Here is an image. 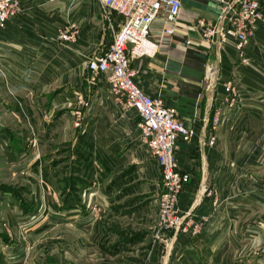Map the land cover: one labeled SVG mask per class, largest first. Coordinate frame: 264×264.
I'll return each instance as SVG.
<instances>
[{"label": "crops", "instance_id": "1", "mask_svg": "<svg viewBox=\"0 0 264 264\" xmlns=\"http://www.w3.org/2000/svg\"><path fill=\"white\" fill-rule=\"evenodd\" d=\"M180 1L175 34L166 51L151 59L132 60L130 64L137 70L136 82L140 88L147 94L161 97L167 106L174 107L178 117L195 131L192 142L179 141L175 148L178 167L190 176L177 207L182 212L190 208V213L181 216L183 226L191 222L202 225L197 233L191 230L183 234L170 231L169 242L165 244H172L174 257L167 260L165 256L168 253L162 255L157 241H152L151 228V238L146 248L141 250V264H221L219 255L226 252L228 246L239 255L238 259L232 256L229 264H244L254 254L260 256L257 264H264V24H256L242 51H238L232 41L222 47L216 43L209 45L201 40L191 24L197 19L213 24L224 23L220 17V0ZM257 1L264 5V0ZM20 6V14L0 27V84L7 91H1L0 105H49L44 109L54 120L44 131L47 133L44 137L50 141L58 138L56 128L59 120L55 119L71 105H77L78 99L82 102L89 98L93 107L95 103L104 108L114 107L112 117L117 128L107 124L105 131L101 132L99 125L102 122H99L98 115L102 110L98 108L92 126L82 127L79 135L68 141L80 144L79 163L85 168L83 172L91 167L90 174H96L97 167L101 171L100 179L107 175L111 179L126 163L127 173L116 180H134L136 185L129 183L127 186L136 195L139 194L134 192L139 189L138 181L152 180L156 182L157 192L161 185L160 171L156 169L155 160L147 156L144 146L136 142L138 118L132 113L119 112L104 79L93 78L86 69V61L90 57L106 52L113 33L123 22L122 17L112 13L108 19L105 18L99 0H20ZM69 24L77 25L78 39L71 45H61L56 35ZM228 82L238 94V106L226 116L223 108L228 96ZM97 98L100 99L96 101ZM217 109L222 111L228 129H216V143L208 146L204 143L213 135L212 114ZM248 117L263 123L259 133L251 135L252 130L246 126ZM0 131L8 137V141H4L12 152L20 158L26 156L23 148L25 135L21 139L9 135L3 128ZM31 156L35 158L33 161L28 159L32 161L29 162L31 169L42 180L45 159L40 154L37 158ZM136 163H142L141 177ZM103 181V188L95 192L107 205L114 207L112 201L116 198L117 183ZM48 188L53 189L51 184ZM205 190H212L215 196L205 195ZM55 195L54 190L50 199ZM48 198L44 192L41 199ZM67 198L60 199V203L67 200L64 210H73L75 199ZM18 202L21 211L26 213L31 204L25 200ZM156 203V199L152 205L149 202V208L152 210ZM77 220L84 226L92 222V216ZM148 232L147 229L146 237ZM81 234L84 239L86 232ZM241 235L248 238L238 247L236 243ZM138 237L130 243H137L142 236ZM0 239L4 244L8 243L6 237ZM80 244L76 241L75 248L70 249L73 255L92 253L94 247H81ZM121 247L117 246L112 252ZM57 253L54 249L51 254Z\"/></svg>", "mask_w": 264, "mask_h": 264}, {"label": "rangeland", "instance_id": "2", "mask_svg": "<svg viewBox=\"0 0 264 264\" xmlns=\"http://www.w3.org/2000/svg\"><path fill=\"white\" fill-rule=\"evenodd\" d=\"M220 4L221 8L225 7L223 0H220ZM18 5L21 7L20 0H18ZM260 6L264 7L263 4H260ZM233 7L238 8V4L235 3ZM19 14L16 13L13 18ZM225 23H227L226 19H224ZM5 90L6 88L0 84V94H2L1 91L6 93L7 91ZM86 99L82 100L81 105H71L68 109H65L66 112L63 115L55 119L59 120V123L57 125L58 128H56L58 138L56 137L54 141L44 137L47 134L44 131L53 122L52 119L54 120L53 117H48V111L44 109L45 106L48 107L49 105H44V107L42 105H0V129L3 128L9 135L21 137V139L25 135L23 137L25 139L23 148L26 151V156L22 155L21 158L17 153L12 152L9 144L7 145L4 141V139L8 141V137L4 136L0 131V238L2 236L6 237L8 242L4 244L0 239V264H141L143 259L141 250L143 247L146 248L147 241L151 238V228L153 230L152 241H157L163 253L162 255H165V252L168 253V256H165L166 260L170 256L174 257L171 252L173 250L172 244L168 246V243L165 244V242L170 239L168 236L170 231L171 233L175 231L181 234L184 233L182 231L184 226L181 222V216H184L185 213H190V208L186 212L180 210L177 212L176 217L180 221L177 227L159 229L157 225L159 201L169 191L165 186L157 160L150 153L146 151L147 156L155 160L156 169L160 171L161 185L157 191L158 193L154 186L156 182L152 180L143 179L138 181L137 187L139 189L134 191L139 193L137 195L132 193L130 186H127L129 183L133 186L135 184L134 180H126V182L122 179L116 180L117 177H122L127 173L126 163H123L118 169L120 173L112 175L111 179H108L110 178L108 175L100 179L101 171L97 167L95 168L96 174H90L91 167L85 173L83 172L85 168L79 163L81 161L80 149L78 148L80 144L79 142L73 144L68 141L79 135L78 132L82 127L90 128L92 126L95 112L98 108L102 110L101 116L98 115L99 122H102L99 125L101 132L105 131L104 127L107 124L117 128L112 117L115 110L114 107L110 109L108 107L104 108L103 105H96V103L95 107H93L90 105L91 100L89 98ZM99 99L97 98L96 101ZM237 106L224 105L225 115L229 116L228 113H231ZM103 110H107L109 113H105ZM218 110L221 111L217 109L212 114L211 133L213 132V135L211 134L212 136L210 135L211 137L209 136L204 143L208 146L211 145V138H215V131L228 129L224 124L225 120L214 126L213 118ZM176 117L184 123L177 113ZM248 118L246 126L250 131L252 130L251 135L259 133L263 128V123H258L257 118ZM119 131H123V129H119ZM114 132L116 135H120L118 131ZM63 135L65 140H63ZM136 142L142 145L139 134ZM22 153L23 150L20 154ZM31 154L36 158L39 154L40 156L43 155L45 159L43 162L44 174L42 175V180L31 169L30 163L35 159L31 158ZM9 155H11V158ZM28 159L32 161L30 162ZM141 165L142 163H136L140 177L143 173ZM176 171L180 176H189L188 173L178 167L177 161ZM103 179L105 183L107 181H110L108 183H111V181L117 183L116 192L118 193L115 192L116 198L112 201L114 202V207L110 206V204L107 205L96 193L103 188ZM82 181L83 184L80 185ZM48 184H51L53 189H49ZM148 184H151V186ZM183 187L177 195V201ZM54 190L56 195L50 199V193L54 195ZM44 192L49 198L43 201L41 198ZM204 193L205 195L212 194L215 196L212 190H205ZM67 197L75 199L76 207L73 210H64L63 206L67 205ZM64 198H67V200L60 203V199ZM154 199H156L157 203L156 206H152L154 208L151 210L149 202L152 205ZM18 200H25L31 204L26 213L19 208ZM89 215L92 216V222L84 226L78 222L77 219ZM149 215H153L156 218L154 222V217L149 218ZM91 223H93L92 227ZM201 225L198 228L199 230H194L193 228L189 230L192 233H197L200 231ZM147 229L149 232L146 237ZM81 232H86V240L82 238ZM138 236L142 237L137 239V243H130L136 240L135 238ZM245 236H240L238 243H236L238 247L247 242L244 239L248 237ZM76 241L81 243V247H94L92 253L88 255L87 253L80 254L79 256L73 255L70 249L72 247L75 248ZM132 244H135L136 248L132 247ZM117 246L122 247L118 251L112 252ZM227 248L226 252L219 255L218 261L221 264L225 263L224 261L229 264L233 257L236 259L239 257L236 253L234 254V249L231 246ZM54 249H57V254H51ZM108 250H111L112 253H109ZM259 257V255L254 254L244 264H257V258Z\"/></svg>", "mask_w": 264, "mask_h": 264}, {"label": "built area", "instance_id": "3", "mask_svg": "<svg viewBox=\"0 0 264 264\" xmlns=\"http://www.w3.org/2000/svg\"><path fill=\"white\" fill-rule=\"evenodd\" d=\"M56 1V0H50ZM105 18L116 13L123 19L113 33L112 42L105 53L92 56L86 61V69L95 77H102L114 104L121 113L135 115V129L140 141L151 156L157 160L168 194L159 201L157 225L159 229H172L179 225L176 214L177 195L188 182L189 176L176 171V144L190 143L195 131L176 117L174 107L167 106L159 96L145 93L136 82L137 70L132 60L154 58L166 51L176 30L181 8L180 0H99ZM238 4V8L233 7ZM221 19L227 23L213 24L197 19L191 27L206 44L224 46L229 41L242 50L253 35L256 24H264V7L257 0H223ZM21 9L18 0H0V27L12 19ZM76 24H69L56 35L61 45H71L78 37ZM228 96L225 105H237V92L231 82L226 84ZM81 105V99H78ZM224 120L222 111L216 112L213 122L217 126ZM77 125V124H76ZM216 143V137L210 144ZM200 223H187L182 231L199 230Z\"/></svg>", "mask_w": 264, "mask_h": 264}]
</instances>
